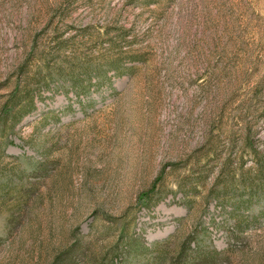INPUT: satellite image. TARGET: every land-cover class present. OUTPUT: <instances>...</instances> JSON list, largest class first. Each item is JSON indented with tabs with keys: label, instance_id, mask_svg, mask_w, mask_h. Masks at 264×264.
Instances as JSON below:
<instances>
[{
	"label": "rangeland",
	"instance_id": "rangeland-1",
	"mask_svg": "<svg viewBox=\"0 0 264 264\" xmlns=\"http://www.w3.org/2000/svg\"><path fill=\"white\" fill-rule=\"evenodd\" d=\"M214 248L264 264V0H0V264Z\"/></svg>",
	"mask_w": 264,
	"mask_h": 264
},
{
	"label": "trees",
	"instance_id": "trees-1",
	"mask_svg": "<svg viewBox=\"0 0 264 264\" xmlns=\"http://www.w3.org/2000/svg\"><path fill=\"white\" fill-rule=\"evenodd\" d=\"M17 88L18 89H16L11 94V97L3 105L1 109V114L4 116L5 125H7V123L9 122V119H11V122H13L14 124L13 126H15L17 121H19L26 114V108L28 106H23L25 99H23L22 94H20L19 85L17 86ZM28 103L30 105H33V100L31 99ZM46 167H47L46 162H40L38 163L36 171L41 174H44ZM29 191L30 190L25 189V192L20 191L19 193L16 194L14 208H12L11 210L9 209L10 210L9 218L7 220L8 227L12 226L14 223H17L16 221L18 218H15L16 213L22 214L26 210V207L29 203V198H30ZM146 196H148V194L141 195L140 200L145 199ZM80 251L81 250H78L79 253H81ZM192 252H193V256L187 257L188 256L187 254H184L178 251L177 253L178 258L173 260L171 264H176L178 260L179 262H181L182 257L184 255H185V258H183L182 264H218L220 262H223L222 257L225 258V256H223V253L215 248L214 250H212L211 253L203 252V253H198L197 255H194V251Z\"/></svg>",
	"mask_w": 264,
	"mask_h": 264
}]
</instances>
